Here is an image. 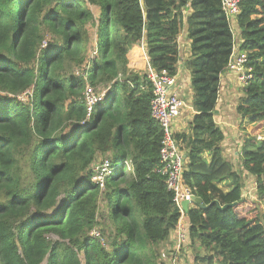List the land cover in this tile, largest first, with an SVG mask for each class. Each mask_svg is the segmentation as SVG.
<instances>
[{
  "label": "trees",
  "instance_id": "obj_1",
  "mask_svg": "<svg viewBox=\"0 0 264 264\" xmlns=\"http://www.w3.org/2000/svg\"><path fill=\"white\" fill-rule=\"evenodd\" d=\"M88 27L96 30L97 56L85 81L73 72L88 57ZM234 31L252 73L235 110L257 125L264 120V0H241L232 25L220 0H0V264H160V243L180 213L156 171L162 131L150 115L151 84L129 55L144 64L143 40L151 66L174 75L182 33L194 113L188 132L174 137L185 155L183 183L202 202L185 213V243L195 263L264 264V140L244 137L234 166L214 119ZM86 83L110 85L107 104L87 121ZM101 155L114 168L103 189L90 180ZM224 182L227 191L218 186Z\"/></svg>",
  "mask_w": 264,
  "mask_h": 264
},
{
  "label": "built area",
  "instance_id": "obj_2",
  "mask_svg": "<svg viewBox=\"0 0 264 264\" xmlns=\"http://www.w3.org/2000/svg\"><path fill=\"white\" fill-rule=\"evenodd\" d=\"M241 0H220L221 10L230 21L231 25L236 20L239 13V3ZM233 51L229 57L226 65L227 72L234 74L239 82V85L243 86L247 83V80L252 77L250 69L245 67L247 60V54L244 51H239V37L234 31ZM46 45V41L42 42L41 47ZM138 49L141 50L144 60L143 68L146 79L151 84V100H150V115L159 124L162 131V138L159 148V165L157 172L163 176L167 189L174 193V203L177 206L180 217L184 215V210L181 206V202L186 200L188 205L193 202V194L190 188H188L182 179V171L184 167V155L179 149L178 141L174 137L173 119L178 117L185 106L184 99L180 96L177 89H175L177 82V74H170L168 70H157L151 66L149 58L146 55L145 43L142 40ZM97 56L96 48L91 51L85 62L74 70L75 76H82L85 81L88 79V70L90 64ZM101 91H97V87L86 83L82 100L85 105L86 115L85 121L89 120L93 114L95 106L98 103L106 101L107 93L110 89V85H101ZM31 91H26L18 96L20 100L25 101L28 97L24 98L23 95ZM106 155L100 158L97 163L91 167L90 180L99 186L100 189L104 188L105 179H107L113 172V164L111 156ZM124 164L127 169L130 170V161L125 160ZM179 217V218H180ZM177 239L178 243L185 240V231L180 226V222H177ZM92 235H98L97 231L91 232ZM166 253H162L161 258H165Z\"/></svg>",
  "mask_w": 264,
  "mask_h": 264
},
{
  "label": "crops",
  "instance_id": "obj_3",
  "mask_svg": "<svg viewBox=\"0 0 264 264\" xmlns=\"http://www.w3.org/2000/svg\"><path fill=\"white\" fill-rule=\"evenodd\" d=\"M90 9H91L92 13L94 14V16L96 18H99L98 8L95 6H90ZM185 13H187V12H184V14ZM237 35H238V33H237ZM179 41H180L182 49L180 52L181 59H180V62L178 63L177 72H176L177 82H176L175 89H177L179 94L182 93V95H186V98H185V100H186L185 103L187 104L186 116L188 117V115H190V118L187 120V122H184L183 124H181V123L175 124L174 131L176 134L188 132V130H189L188 122L194 113V110H193L192 105H191L192 89H191V85H190V80L186 82V79H185V77H186L185 74L188 72V70L184 67V60H186L189 57V44H190V42L186 38V35L184 33H182L180 35ZM233 75L234 74L226 71V72H223L220 76V90H219L218 99H217V102H216V105L214 108V119H215V122L217 123V125L223 130V133H224V139L221 142L222 154H223L224 158L228 161H231L234 166L239 167L240 162H239L238 154L240 152L242 136H240V134H237L236 131L233 129V128H235V126L233 125V123L231 121H234L235 117L231 116L230 108H228L230 102H229V100H227L228 98L232 99V97L235 94L233 91L236 92L235 87H236L237 83H233V81H232ZM237 87L239 89L238 85H237ZM238 95H239V97H241L242 93H239ZM183 98H184V96H183ZM183 114H185V112H183ZM237 117H239V116H237ZM203 157L206 158L207 161L210 160V155L208 152H204ZM252 180L250 179V181H252ZM250 181H247L246 183L244 182L245 183V187H244L245 189L247 187H249V186H247L248 185L247 183H249ZM227 183L224 182L223 184L226 185ZM220 184L221 183H219L218 186L221 189H223ZM229 185H230V183H228V185H227V187H229V188H227L225 190L223 189V190L224 191L229 190L230 189ZM253 189L254 188L250 187L249 194L251 193V191ZM253 191H255V189ZM194 204L195 203H191L190 205H188V209L193 207ZM185 213L182 217L179 218L178 222H180V226L186 232L185 233V239H186L189 223H188V220L186 219ZM177 231H178V227L176 225L175 228L171 230L168 239L166 241L160 243V249H162V250L165 249L167 252L174 253L163 264H172V263L182 264V262H185V257H186V261H188V264H195V262H194L195 250L193 248L189 247L188 244L185 243L186 240H182V241H180L181 243H178ZM196 249L198 251H202L200 249V247H198V246L196 247Z\"/></svg>",
  "mask_w": 264,
  "mask_h": 264
},
{
  "label": "rangeland",
  "instance_id": "obj_4",
  "mask_svg": "<svg viewBox=\"0 0 264 264\" xmlns=\"http://www.w3.org/2000/svg\"><path fill=\"white\" fill-rule=\"evenodd\" d=\"M96 19H98V18H96ZM88 32H89V37H90V40H89V48H88V55H89V53L94 50L95 36H96V33L95 32H96V30L94 28H89V31ZM45 39L47 41H49L50 40V36L48 34H46L45 35ZM129 59H130L131 62H133L132 65H131V68L137 67V72H143L144 73L143 65L141 63L142 57L139 54H135V55H132L131 54V55H129ZM185 75H186L185 79H186V82H187V81L190 80V77H191L190 76V71H188ZM232 81H233V83H237L236 84V87H235L236 92L232 90L235 94L232 97V99L231 98H228L227 100H229V102H230L228 108H230L231 116L235 117L234 118L235 120L234 121H231L233 123V125L235 126V128H233V129L236 131L237 134H240V136H242V139H243V137H246V136L251 135V134H254L257 138H263L264 137V120L261 121L260 123H258L256 125V124H249L248 120L245 119V118L241 119L240 117H237L238 115H237L236 110H235V107H236V104H237V101H238L237 98L239 99V95L238 94L239 93H242V95H243V92H240L241 91V86L239 85V82H238V80H237V78H236L235 75H233ZM237 85L239 86V89H238ZM102 87L103 86H101V85L98 86L97 87L98 88L97 91H101V88ZM180 96L182 98L184 96L183 99H184V101H186L185 100L186 95H182V93H180ZM23 97L24 98L30 97V94L27 93V94L23 95ZM107 102H108V100L101 102V104L98 106V108L104 107L107 104ZM186 106H187V104L185 103V106H184V108L182 110V113L178 117H176V118L173 119V125H172L173 126V130H174L175 124H178V123L183 124L184 122H187V120L190 118V115H188V117L186 116V113H187L186 112L187 111V109H186L187 107ZM183 112H185V114H183ZM105 156L106 155L98 156L94 160V162L91 164V167L95 163H97L100 158H103ZM220 185L222 186V188L224 190L227 189V188H229V187H227L228 183L226 185L223 184V183H221ZM229 186L231 187V185H229ZM247 195L249 196L248 199H252V200H255L256 199V193L253 190L251 191L250 194H249V192H247ZM98 217L101 219V214H99ZM164 250L165 249H163V250L160 249V255H159V260H158V262H160V264L165 263L167 261V259H169L170 256H172V254H174V253H170V252H167L166 250L165 251ZM163 252L166 253V257L164 259L161 258ZM172 264H174V263H172ZM175 264H177V263H175ZM182 264H188V261H186V257H185V262H182ZM195 264H205V263H195Z\"/></svg>",
  "mask_w": 264,
  "mask_h": 264
},
{
  "label": "water",
  "instance_id": "obj_5",
  "mask_svg": "<svg viewBox=\"0 0 264 264\" xmlns=\"http://www.w3.org/2000/svg\"><path fill=\"white\" fill-rule=\"evenodd\" d=\"M140 1H141L142 5H143V0H140ZM260 139L264 140V137L263 138H260ZM184 157H185V155H184ZM193 202L194 203H197L200 206H202L201 199L198 198V197H196V196H194V195H193ZM181 206H182L184 212H186L187 209H188V201H186V200L182 201L181 202Z\"/></svg>",
  "mask_w": 264,
  "mask_h": 264
},
{
  "label": "bare ground",
  "instance_id": "obj_6",
  "mask_svg": "<svg viewBox=\"0 0 264 264\" xmlns=\"http://www.w3.org/2000/svg\"><path fill=\"white\" fill-rule=\"evenodd\" d=\"M245 53H246V52H245ZM93 62H94V61H93ZM93 62L90 64V68L92 67ZM98 104H99V103H98ZM98 104H97V105H98ZM97 105H96V106H97ZM96 106H95V107H96Z\"/></svg>",
  "mask_w": 264,
  "mask_h": 264
},
{
  "label": "clouds",
  "instance_id": "obj_7",
  "mask_svg": "<svg viewBox=\"0 0 264 264\" xmlns=\"http://www.w3.org/2000/svg\"><path fill=\"white\" fill-rule=\"evenodd\" d=\"M260 139V138H259Z\"/></svg>",
  "mask_w": 264,
  "mask_h": 264
}]
</instances>
